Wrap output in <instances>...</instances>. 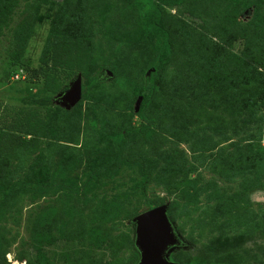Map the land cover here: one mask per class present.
I'll return each mask as SVG.
<instances>
[{
	"label": "rangeland",
	"instance_id": "1",
	"mask_svg": "<svg viewBox=\"0 0 264 264\" xmlns=\"http://www.w3.org/2000/svg\"><path fill=\"white\" fill-rule=\"evenodd\" d=\"M143 1L14 0L7 10L0 25V125L27 115L38 135L15 134V152L0 159V264H137L128 242L134 217L125 214L145 212L146 199L168 206L186 245L171 252L174 261L264 264V103L251 106L230 91L194 96L193 86L183 84L190 61L182 49L166 67L143 121L138 112L155 57L154 41L140 25ZM230 1L220 7L226 25L261 38L264 0H241L239 7ZM244 4L253 6L239 13ZM189 9L196 15L214 7L195 1L164 7L159 25L176 27L181 20L200 26ZM203 15L212 24L211 15ZM31 17L24 54L13 64L9 44ZM57 18L82 22L84 55H78L80 68L63 71L49 89L28 70L39 67ZM254 47L240 37L230 50L248 60ZM78 77L81 105L71 111L58 101L64 91L57 87L68 89ZM95 77L100 82L90 86ZM226 98L247 109L224 110L219 104ZM148 127L155 131L151 138L143 136ZM241 156L245 163L235 168ZM216 204L220 211L239 206L241 213L203 233L198 218Z\"/></svg>",
	"mask_w": 264,
	"mask_h": 264
},
{
	"label": "trees",
	"instance_id": "2",
	"mask_svg": "<svg viewBox=\"0 0 264 264\" xmlns=\"http://www.w3.org/2000/svg\"><path fill=\"white\" fill-rule=\"evenodd\" d=\"M189 1H195L199 3H209L213 5L214 10L204 13L211 15L212 24L205 17L201 10V13L191 16L200 21V26L193 28L187 23H183L180 18L179 24L177 22L176 27L160 26L161 11L164 7H181ZM230 0H144L143 1V16L141 17L140 25L143 29L145 37H151L154 41V60L152 61L147 79L144 82L145 93H143V100L140 105L138 116L146 121V111L149 107L151 97L158 91L159 83H163L165 75V69L168 66L173 56H178L182 49L188 54V63L190 61V70H188L183 76V84L187 88H191L192 94L196 97H204L206 94H214L218 91L236 92L239 97H244L252 105L264 103V51L260 49V45H264V33L259 39H254V33L249 29L244 31L241 35L239 31L234 32L231 27L225 21V11H220V7L225 2ZM232 1V2H231ZM231 5L236 7L240 6L241 0H231ZM234 1V2H233ZM54 2V1H53ZM14 4V0H0V25L4 20L7 11ZM252 4H244L241 6L239 13H242L252 7ZM195 8V7H194ZM188 11V12H189ZM175 22L177 21L174 16L171 17ZM80 25L69 24L64 19H56L51 26L49 36L44 46V49L40 57V65L37 69L28 70L31 79L36 81L38 78L44 80V84L54 88L55 78L63 73V71H70L72 68H80V58L78 55H84L82 52V41L80 37V27L82 22L78 20ZM34 25V17L27 19L19 29L21 32H17L13 35L12 41L9 44L8 56L12 60L13 64L20 62L26 45L29 40L30 32ZM206 29L207 32H203ZM16 32V31H15ZM264 32V29H263ZM242 38L245 42L255 43V47L248 60L236 58L231 50L232 41ZM182 39L184 41L181 43ZM189 49V50H186ZM183 52V51H182ZM191 59V60H190ZM260 69V72L258 70ZM196 81V84H193ZM100 82L98 77H95L90 82V86H94ZM187 82V83H186ZM58 91H65V87H57ZM84 87L82 86V93ZM223 93L222 95H224ZM199 95V96H198ZM219 105L224 110H231V113H237L247 109L245 104L239 107L236 100H229L226 98ZM81 105V101L71 111H75ZM20 119L15 118V121L10 123L4 122L0 126V159H3L5 154L14 153L16 145L18 144L17 135L32 136L38 135V129L36 124H31L27 115L17 114ZM155 131L151 128H145L143 130V136L151 138ZM127 132L121 133L117 136L120 140H124ZM19 149H22V145H18ZM248 161V159H247ZM245 163L244 157L237 158L236 165L241 168ZM143 176L148 182L149 178L146 176V172L143 171ZM146 199V197H145ZM163 205V204H162ZM220 205L208 208L201 218H198V225L201 232H208L220 225L222 222H226L234 216H239L241 209L239 206H235L230 211H220ZM157 207L152 202L146 199L145 211L151 210ZM136 212L126 213L128 218L136 217ZM169 215V212H168ZM170 217V216H169ZM67 224V223H66ZM224 224V223H223ZM74 225V224H73ZM133 226V225H132ZM131 250L134 252L133 241L129 240ZM112 241H110V246ZM5 255V253H4ZM134 255L138 259L136 253ZM18 262H23L18 258ZM188 264H198L196 259H192Z\"/></svg>",
	"mask_w": 264,
	"mask_h": 264
},
{
	"label": "water",
	"instance_id": "3",
	"mask_svg": "<svg viewBox=\"0 0 264 264\" xmlns=\"http://www.w3.org/2000/svg\"><path fill=\"white\" fill-rule=\"evenodd\" d=\"M58 1V0H55ZM107 74L112 77L110 72ZM82 99V80L78 77L58 98L68 110ZM142 98L138 99V112ZM133 225V247L138 256L137 264H176L170 261L171 252L182 247L177 231L168 215V206L160 205L137 215Z\"/></svg>",
	"mask_w": 264,
	"mask_h": 264
},
{
	"label": "flooded vegetation",
	"instance_id": "4",
	"mask_svg": "<svg viewBox=\"0 0 264 264\" xmlns=\"http://www.w3.org/2000/svg\"><path fill=\"white\" fill-rule=\"evenodd\" d=\"M174 226H175V225H174ZM175 229H176V227H175ZM176 231H177V234H178V230H177V229H176ZM178 237H179V240L181 241V244H182L181 246H182V247H185L186 245H185V243L180 239L179 234H178ZM180 249H183V248L180 247L179 249H175V250H180ZM169 259H170V261L173 262V263H176V264H183V263H179V262L174 261V260H173V254L170 255V258H169Z\"/></svg>",
	"mask_w": 264,
	"mask_h": 264
}]
</instances>
